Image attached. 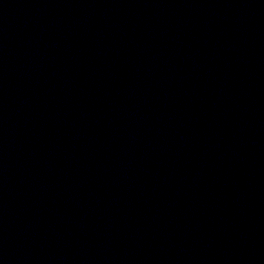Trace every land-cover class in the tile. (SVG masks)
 Masks as SVG:
<instances>
[{"label": "water", "instance_id": "water-1", "mask_svg": "<svg viewBox=\"0 0 264 264\" xmlns=\"http://www.w3.org/2000/svg\"><path fill=\"white\" fill-rule=\"evenodd\" d=\"M0 264H2V262H1V255H0Z\"/></svg>", "mask_w": 264, "mask_h": 264}]
</instances>
